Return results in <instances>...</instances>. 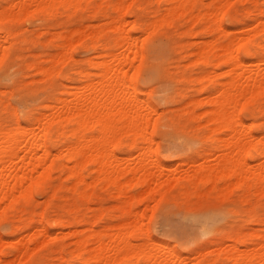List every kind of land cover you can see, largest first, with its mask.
<instances>
[{"label":"rangeland","instance_id":"374dc122","mask_svg":"<svg viewBox=\"0 0 264 264\" xmlns=\"http://www.w3.org/2000/svg\"><path fill=\"white\" fill-rule=\"evenodd\" d=\"M125 1V8L122 9L123 11L120 9L123 12L124 19H127L125 20V27L146 40L145 56L143 55L142 61L137 60V58L134 60V65L137 61L136 65H139V67L137 69L135 68L136 65L131 67V71H128L127 74L130 72L133 74L134 85L140 95L142 94L143 98H147L158 110V115L153 114L158 117L155 126L152 128V123H150L147 136H144L146 139L153 130V139L149 142L150 152L146 153L147 159L152 161L150 166L152 176L145 183L131 179L128 182L130 184L125 185L123 190L114 187L113 184L104 181V179H101V181L94 179L95 182H91V184L88 182L93 179L91 178L93 176V172H91L93 164L87 162L82 170L86 175V182L78 183L75 182L74 177L67 175L70 168L65 159L63 157L58 158L50 169L49 177L47 175L42 184L29 197L19 196L18 200L12 205L5 204L3 214L0 215V263L3 261L2 264L7 257L12 259V262L6 264H22L23 262V264H79L80 259L75 254V246L77 245L75 240L80 235H86L91 230H102L109 225L125 221V218L128 220L130 216L134 215L135 211H138L139 214L143 213L142 216H139L142 218L143 233L147 231L153 240L165 242L172 245L177 252L186 256L189 255L188 259L190 258V261L215 257L217 249L220 246L223 248L232 242L235 237L242 235L250 240L258 238L257 234L254 235V231L260 234L264 232V227H261L264 226V220H262L264 219V194H262L264 191L261 192V190L254 187L247 188L244 182L236 183L235 179L233 181L236 184L232 181L227 187H224L225 189L223 184L222 187L219 186L222 183L221 181L216 182L214 186H211L213 185L212 182H207L204 185H199V187L193 185L184 187V180L181 179L187 171L199 163H208L215 160L216 154L207 152L216 151L215 148L212 149L215 138L219 134H221L220 136L224 134L223 131V133L218 134L210 132V123L206 121L205 112H202L208 104L204 102L192 103L191 101L193 98L199 100L204 93H207L199 85H204L206 81L205 86L210 91L214 84L224 78L223 71L228 68V65L226 66V64L220 62L214 67L215 74L209 76L210 79L205 78L202 80L198 75H203V71L208 70L212 65L210 63L206 64L199 58L198 60L195 59L196 54L193 50H196L203 39H209V36L210 38L216 36L219 40L226 41L232 35L233 30L242 27L244 24V26L250 28L252 24L249 25V23H253L257 16L264 13V0H230L227 5V12L221 15L219 20L217 19L221 27L224 26L225 28H223L227 29L226 31H222L216 21L207 24L201 19L194 20V18L188 17L187 13L183 12L173 13L169 17L166 14V19H164L165 17L160 19V12L165 11L164 5L166 3L163 0ZM210 1L196 0L195 10L196 8L204 10ZM113 2L115 0H81L76 6H64L63 8L58 6L52 11H31L27 13V16L22 15V17L0 22L1 29L12 31L8 37L10 38L8 39V45L12 44V46L8 47V52L0 62L2 65H0V122L4 126H13L16 120L26 125L36 126L37 124L33 120L36 115H39L43 110L46 112H49L50 109L53 110L54 108L51 106L56 103L58 96L66 95L65 90L72 87L70 84L78 85L84 82L83 70L95 71L96 68L90 62V59L92 57L96 58L97 52L116 48L117 33L113 29L111 31L110 23H107L111 19L108 17L114 16L118 11L114 8L115 3ZM6 3H8V0H0V8L5 6ZM158 15H160V21L157 19L159 22L154 18L155 16L158 18ZM151 18H154L156 25L154 21H152L154 24L151 23ZM148 22L153 26L155 25V28ZM149 26L154 29H149ZM233 27L234 29H232ZM90 30L96 31L93 34ZM251 30H253V27L246 30L245 33L241 30L242 32L239 33L233 31V34H249V31L250 34H254L255 30L252 32ZM72 32L75 36L71 37V54L69 53L68 56L70 57L67 56L65 59L62 56L60 57L63 47L59 48V45L66 43L64 36ZM76 34H79V37ZM82 34L84 35L82 36ZM262 36H264V32L259 31L252 35L256 43H264V37ZM9 40L11 41L9 42ZM58 43L60 44L58 45ZM152 45L153 48L151 49ZM251 48L255 50L252 57L254 60L264 56V50L259 44H252ZM193 55H195L194 59ZM240 55L246 56L247 54L241 49ZM52 56V60L55 61H53L54 64L52 63L54 67L52 71L51 69L47 70L49 74L46 75L45 70L42 71L38 67L39 64L48 66L50 64L49 59ZM187 59H189L188 62ZM58 61H62L61 64ZM218 70L220 75H217ZM1 75L4 77L8 75V77L2 79L3 76ZM43 76L45 77L43 78ZM3 89L4 91H2ZM23 98L26 100H23ZM48 102L50 104H47ZM251 105L253 112L246 109L242 110L240 115L247 123L253 121L256 133L261 134L264 132V120H262L264 119V93L258 94ZM15 116L17 119H15ZM55 136L54 133H51L48 139V144L53 151H57L58 147L73 139V136L68 133H64L59 137ZM141 140L142 138L139 137L138 145L142 143ZM129 142L130 135L123 132L115 148L109 147L106 159L110 157L108 152L112 151L117 155L116 161L122 160V156L127 155L133 163L139 150H137L138 145H130ZM155 159L161 162L158 166L153 164L156 161ZM262 159H264V155L256 154L254 158L250 159V168L253 169L256 163L264 161ZM46 162L43 165H36L35 173L45 168L49 160ZM28 166L30 167V165ZM135 174L138 175V171ZM162 183H165L162 186L163 190L161 188L159 191L158 187ZM242 184L245 185L242 186ZM253 188L254 191H252ZM256 191L259 192V195ZM204 214H206V217H204ZM40 221L49 227V231L43 232L38 229ZM86 225L87 227H85ZM200 226L203 228L201 229ZM141 231H138V235L141 234ZM33 236H36V238L30 241L29 246L25 248L23 246L24 239ZM13 245L18 248L14 249ZM70 245L71 249H69ZM28 251L30 254L27 253V255L25 252ZM40 255L42 256L39 257ZM194 256H197V258ZM140 258H143L142 254L141 257L139 255L138 260ZM132 259L135 261L136 258L133 257ZM132 259H121L116 264H134L131 262ZM125 260L131 263H126ZM229 261V259H225L226 264H230ZM140 263L143 264L142 261Z\"/></svg>","mask_w":264,"mask_h":264},{"label":"bare ground","instance_id":"6f19581e","mask_svg":"<svg viewBox=\"0 0 264 264\" xmlns=\"http://www.w3.org/2000/svg\"><path fill=\"white\" fill-rule=\"evenodd\" d=\"M79 1L81 0H8V3L0 8V22L9 20L11 18L20 16L22 17V15L27 16V13L31 11H52L58 6H62V8L64 6H76ZM124 1L125 0H115V2H113L115 3L114 8H116L118 11L116 14H114V16L108 17L111 19L109 20V22H107L110 23L109 26L111 27V31L113 29L117 33L115 40L116 48L99 51L96 53V58L92 57L90 59V62L95 66L96 69L95 71L83 70V83H77L78 85L70 84V86L72 87L69 89H66V87V90L64 89L66 95L58 96L56 103H54L52 106L48 105L53 107V110L50 109L49 112L43 110L39 113V115H36V117L33 118L34 122H36L37 124L36 126L23 124L19 120H16V123L13 126H4L0 122V207L2 206V209L0 208V215L3 214V210L5 209L6 205H12V203L18 200L19 196L29 197L32 192L42 184L46 176L49 174L50 169L55 164L56 160L61 157L65 159L70 168L69 171H67L69 172V174L67 173V175H69L70 177H74V179H76L75 182L78 183L86 182V175L82 170L87 162H91L93 164V167L91 169V172H93V176L91 178L93 179H91V181H89L88 183L95 182L94 179L96 181H101V179H104V181L113 184L114 187L116 186L120 190H123L125 185H129L130 183L128 184V182H130L131 179H135L140 183H145L152 176L150 172L152 161L147 159L148 156H146V153L150 152L149 142L153 139V130L150 132L149 136L146 139L144 138V136H147V129L150 123H152V128L155 126L158 117L153 114L156 113L158 115V110H156V107L153 103H151L147 98H143L141 96L142 94L140 95L136 86L134 85V78L132 76L133 74L131 72L127 74L128 71H131L130 68L134 67L137 64L136 61V64L134 65V60L137 58V60L140 59V61H142V57L145 56L144 50L146 40L144 38H140L141 36H139L138 34L136 35L131 31V29L125 27V20L127 19H124L123 12H121L123 11L122 9L125 8L124 5L126 4V1ZM163 1L166 3H164L166 5H164L165 11L163 13V10L160 12L161 18L160 15H158V18L157 16L154 17L156 18V21L157 19L159 20V18L162 19L165 17L164 19H166V16L169 17V15L171 16V14L173 13L176 14L177 12H183L187 13L188 17L191 16L192 18H194V20L201 19L202 21L209 24L213 21H216V23L219 22L218 20L220 19L221 15L227 12V5L230 0H211L204 10L198 8H196L195 10L194 5L196 3V0ZM154 18H151L152 20H150L152 24H154L155 22ZM151 23L149 24L152 25ZM127 24L130 25L129 23ZM145 24L147 25V23ZM145 24L144 26H146ZM156 24L157 23L155 22V25ZM155 25H152V27L155 28ZM244 25H241L242 27L240 28H238V26V29L233 31H238L239 33L242 30L245 33L246 30H250V28L253 27V30H251V32L255 30L254 34L258 31L264 32V13H261V15L257 16L253 23H249V25L251 26L250 28ZM146 27L148 28V26ZM146 27H144L145 30H147ZM150 27L151 26H149V29L152 28ZM219 27H221V24H219ZM223 27L224 26L221 27L222 31L225 30V27ZM232 29H234V27ZM232 29L230 30L232 31ZM95 31L90 30V32L92 33H95ZM233 31L232 35L230 34L231 36L229 35L230 37L229 39L227 37L228 40L226 41H221L216 36L215 38L214 36H211V38L209 36V39H203L202 43L196 47V50H193L196 54V57L195 55H193V59L194 57L195 59L197 58V60L199 58L206 64L210 63L212 65V67L210 68L207 67L208 70L203 71V75H198L200 76V78H202V80H204L205 78L210 79L209 76L211 77L213 76V74H215L214 72L216 70L214 67L217 66L220 62H223L224 64H226V66L228 65V68L224 66L226 68H224L225 70L223 71L225 74L224 78H222L217 84H214L210 91L208 88H206L205 81L204 85L201 83L202 86L199 85V87H201V89H203L207 93H204L203 96L199 98V100L198 98H193V100L191 99L192 103L204 102L208 104L207 108L202 112H205L207 116L206 121L210 123V132H214L215 134L224 132V134H222V136H220L221 134H219V136H217L216 138L214 137L215 141L214 147L212 149L215 148L216 151L211 150L207 152L216 154L215 160L208 163H199L197 166L187 171L181 179L184 180V187L188 185H190V187L192 185L199 187V185H204L207 182H212L213 185H211L210 183L209 184L211 186H214L216 182L221 181L222 183H220L219 186L222 187L221 185L223 184V188L225 186L227 187L235 179V181H237L236 183L244 182L247 185V188L254 187L255 189L261 190L262 192L264 191V161L256 163L254 168L251 169L250 159L254 158L256 154L264 155V132H262L261 134H257L254 124L252 123L253 121L250 120V123L244 121L240 115V112L246 109L249 112H253L251 108L253 99L258 94L264 93V56H262L261 58L258 57V60H254L252 57L255 53V50L251 48L252 44H259L262 50H264V43H256L254 40L255 38L252 37V35L254 34H250V31L249 34H233ZM11 32V30L9 32V30L0 28V62H2L4 55L8 52V47L12 46V44L8 45V39H10L8 37L10 36ZM79 34L81 35V33ZM83 35L84 34H82V36ZM73 36H75L73 35V32L70 34L67 33L64 36L66 43H58V45L60 44L59 48L63 47V49H61L63 51L60 52V57L62 56V58H65L70 53V49L72 47L71 37ZM10 41L11 40H9V42ZM152 48L153 45L151 49ZM241 49L246 52V56L240 55ZM52 59L53 56L49 59L50 64L48 66H42L43 64H39L38 68L42 71L45 70L46 75L49 74L47 70L51 69L52 71L54 67V60ZM188 60L189 59H187V62ZM61 62H59V64H61ZM138 67L139 65L135 66L136 69ZM57 69L59 68L57 67ZM36 73H38V71H36ZM217 75H220L219 70ZM7 77L8 75L6 77L3 76L2 79ZM44 77L45 76H43V78ZM144 90L146 89L144 88ZM2 91H4V89ZM23 100L26 99L23 98ZM47 104L50 103L48 102ZM15 119H17V117ZM123 132L124 134L130 135V145H138V138H142V143L138 145L137 149L139 150L138 156L133 160V163L131 162L130 157L127 155L122 156V160L119 159L118 161H116L117 155L112 151L108 152L110 153V157L106 159V153L109 150V147L112 146V149L115 148ZM51 133H54L58 137L60 135H63L64 133H68L70 136H73V139L68 140L65 144H62V146L57 148V151H53L52 147L48 144V139ZM47 160H49L48 165L40 172L35 173V166L38 164L43 165L47 163ZM160 163V160L157 159L153 164L158 166ZM28 165H30V167ZM137 171L138 175L135 174ZM107 182L106 184H108ZM171 182L170 184H172ZM163 184L165 183H162V185L158 187L159 191L162 188ZM244 185L242 184V186ZM254 188L252 191H254ZM228 190L231 191V189ZM257 193L259 195V192ZM142 214V212L139 214L138 211H135L134 215L130 216V219L128 220L125 218V221H120L116 224H114L113 222L114 225H109L107 227L105 226L106 228L102 230H91L92 232L89 231L90 233L88 232V234L86 235H80L78 239H76L77 237L73 238L74 240L76 239L75 241L77 242V245L74 246L75 254L80 259L79 264H116L121 259H132L133 257L136 258L135 261H133V259L131 261L134 264H141V261L143 262V264H226L225 259H229V262H231L230 264H264V232L260 234L259 232L256 233V231H254V235L257 234L258 238H249L250 240L242 235L235 237L233 238L232 242L228 244L226 243V246L223 245V248H221L222 246L219 245L220 248L217 249L218 251L216 250L217 253L215 257H211L210 259L208 258L205 260L196 259L197 261H190V258L188 259L189 255L186 256L177 252V250H175L172 245H169L165 242L153 240L148 235L147 231H145L146 233H143L144 230L142 229L144 228L142 227V218L139 217L140 215L142 216ZM204 215V217H206V214ZM201 226L200 228L202 229L203 227ZM85 227H87V225ZM38 229L43 232L49 231V227L41 221ZM138 231H141V236L138 235ZM35 238L36 236L24 239L23 246L27 248L29 246V242L34 240ZM13 247L14 249L18 248L16 245H13ZM70 247L71 245L69 246V249H71ZM29 251L25 253L30 254ZM141 254L143 256V260L140 258L139 260L141 261H139L138 258L139 255L141 257ZM41 256L42 255H40L39 257ZM197 256L194 257L197 258ZM11 260L12 259H8L7 257L3 264H6L8 262L10 263ZM125 261L126 263L130 262L127 260ZM2 262L0 264H2Z\"/></svg>","mask_w":264,"mask_h":264}]
</instances>
